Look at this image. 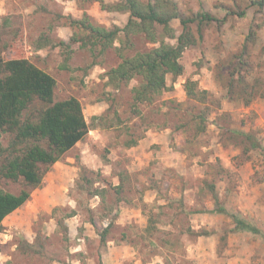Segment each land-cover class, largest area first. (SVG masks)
<instances>
[{
	"label": "rangeland",
	"instance_id": "obj_1",
	"mask_svg": "<svg viewBox=\"0 0 264 264\" xmlns=\"http://www.w3.org/2000/svg\"><path fill=\"white\" fill-rule=\"evenodd\" d=\"M138 1L176 13L172 30L146 23L152 39L125 0H0V56L28 57L51 73L55 100L77 97L92 129L3 220L0 264H117L107 252L123 241L142 264H264V235L205 211L216 205L214 186L229 212L264 232V153L251 145L264 146V0ZM202 11L226 19L205 23L201 35L196 23L184 30L180 17ZM130 18L110 45L92 34L91 26L123 28ZM183 31L184 70L168 74L166 90L138 100L142 75L109 83L110 69L161 41L177 44ZM14 135L1 137L0 188L16 193L23 180L1 173L23 145H12ZM139 140L135 177L121 156ZM132 205L141 213L129 221Z\"/></svg>",
	"mask_w": 264,
	"mask_h": 264
},
{
	"label": "trees",
	"instance_id": "obj_2",
	"mask_svg": "<svg viewBox=\"0 0 264 264\" xmlns=\"http://www.w3.org/2000/svg\"><path fill=\"white\" fill-rule=\"evenodd\" d=\"M125 1L133 11L132 16L138 19L143 29L153 34L152 39L155 40L156 36L152 30L144 26L146 23H158L167 32L172 30L170 19L176 16V13L163 16L157 8V2L156 4L148 2L145 5L138 0ZM260 5H263V2H260ZM230 13L245 15L244 10L228 12ZM225 19L226 16L219 20L208 11H202L195 17H180L184 30L189 23H196L200 35L205 23ZM131 27L130 18L123 28L115 26L109 30L105 26H91V31L98 41L107 40V45H110L119 32H128ZM253 33L251 29L247 40L253 37ZM189 41L187 33L183 31L177 44L161 41L160 46L139 53L131 59H125L107 72L109 83L120 86L135 75H142L144 83L134 88L136 99H146L145 97L152 95L151 93H161L168 87L169 73L179 75L183 72L184 67L180 58ZM56 86V78L30 59L25 57L5 59L0 56V143L4 132H12L15 134L12 145L23 144L20 152L15 153L2 166L1 173L16 181L23 180L26 185L16 193L0 188V232L5 217L23 206L30 197L31 189L41 184L44 168L61 159L68 150L83 140L90 130L80 100L75 96L55 100ZM251 145L264 153V146L261 143L256 141ZM210 187L214 192L216 205L205 211L228 214L235 223V230H247L264 235L263 230L257 225L236 213L229 212L221 203L214 186Z\"/></svg>",
	"mask_w": 264,
	"mask_h": 264
},
{
	"label": "crops",
	"instance_id": "obj_3",
	"mask_svg": "<svg viewBox=\"0 0 264 264\" xmlns=\"http://www.w3.org/2000/svg\"><path fill=\"white\" fill-rule=\"evenodd\" d=\"M103 69H105V68H103ZM91 130L92 129H90V131ZM95 130L99 131V129H95ZM150 131H152V130H150ZM141 142L142 141L139 140L138 144L136 143L137 145L132 146L128 150L129 152L126 155L124 154L123 156H121V159L126 164V169H128L127 172L130 173L131 175L136 174L135 177L140 173V168L142 167V164H141L142 157L140 155H138V153H137L138 148H136L137 146L141 145ZM118 157H120V156L117 155V156H115L114 159H117ZM167 165H170V164H167ZM188 191H189V189L186 188L185 192L187 193ZM169 193L178 194V192L175 190L174 186L169 188ZM148 199H151V197H148ZM194 203H195L194 199H191L190 205H194ZM211 203L212 202H209V204H207L208 205L207 208H209V209L214 208L211 205ZM140 213H141V209L136 207V205H132V207L127 206V208L125 210V214L127 215V219L129 221H133V219L137 218L138 215H140ZM191 219H192V215H191ZM122 243H124V244L121 247L109 246V251L107 252V255H113L114 257L117 255V259H113V261H116L117 264H125L127 259L132 260V262H131L132 264H140V263L142 264L143 261L136 256L137 252H136V249L132 246V244L126 243V241H123ZM147 264H149V262Z\"/></svg>",
	"mask_w": 264,
	"mask_h": 264
}]
</instances>
